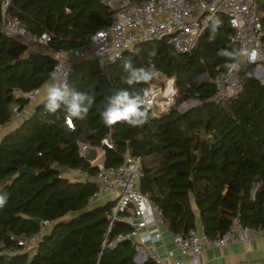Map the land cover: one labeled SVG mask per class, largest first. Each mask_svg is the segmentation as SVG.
I'll return each instance as SVG.
<instances>
[{
    "label": "trees",
    "instance_id": "obj_1",
    "mask_svg": "<svg viewBox=\"0 0 264 264\" xmlns=\"http://www.w3.org/2000/svg\"><path fill=\"white\" fill-rule=\"evenodd\" d=\"M256 1L264 29V0ZM8 16L35 35L47 33L49 50H70L109 24L113 12L98 0H10ZM231 31L227 18L221 16L219 25L208 26L187 53L177 52L165 40H153L126 51L106 70L94 59H80L67 83L93 96L94 103L83 120L73 119L74 129L68 126L63 109L49 114L44 100L30 117L0 137V197H5L0 207V264H139L129 239L117 241L100 255L109 227L106 213L114 202L88 208L98 185L60 176L58 168L96 175L99 166L79 154L77 141L98 147L108 133L113 148L105 147V166L120 165L128 147L142 157L139 188L160 209L171 233L196 228L193 202L211 238L224 234L237 215L245 225L264 228V85L248 68L243 69L237 96L219 103L210 100L214 80L225 76L226 64L233 62L218 53L238 50L229 43ZM127 59L134 67L154 66L155 72L174 78L175 101L158 116L142 107L147 112L142 125L108 126L101 117L104 98L97 88L102 73L111 77L117 91L127 89L141 96L154 81L126 84L123 62ZM54 64L49 54L30 50L5 35L0 25V126L10 119L15 106L27 103L16 99L14 90L30 91L45 84ZM204 74L208 80L200 81ZM192 100L194 106L178 109ZM22 167L35 173L18 174ZM44 221L52 222L51 230L33 250H24L19 240L39 234ZM130 230V225L117 220L109 240ZM141 264L153 262L148 259Z\"/></svg>",
    "mask_w": 264,
    "mask_h": 264
},
{
    "label": "built area",
    "instance_id": "obj_2",
    "mask_svg": "<svg viewBox=\"0 0 264 264\" xmlns=\"http://www.w3.org/2000/svg\"><path fill=\"white\" fill-rule=\"evenodd\" d=\"M98 1L113 12L111 22L97 30L86 42L70 50H49L48 44L51 38L47 33L35 35L21 21L8 16L10 0H3L1 4V28L5 35L28 46L45 47L47 54L55 59L49 80H53L54 74H60L62 77L63 73L67 72L68 82L76 61L94 59L101 69L106 70L126 51L133 50L142 42L165 40L177 52H190L195 48L203 31L210 25L218 26L221 16H225L232 30L228 36L229 43L236 44L237 51L241 53L253 51L256 53L255 61H249L247 56L241 57L240 70L248 68L251 75L264 85V29L256 0ZM240 70L238 72L228 70L225 76L214 80L215 92L210 98L212 102L219 103L238 95L241 90ZM102 74L111 79L107 73ZM153 78L154 81L142 95V107L153 116H158L167 112L174 104L177 90L174 78H168L159 72H154ZM45 84L30 91L15 89L14 97L22 98L27 103L22 108L15 106L10 119L4 125H8L14 119L30 117L33 113L30 106L39 97ZM4 125L0 126V131ZM77 145L81 156L86 157L90 150H95L97 157L93 160L97 161L101 158L96 162L99 166L96 175L74 169V173L84 181H92L98 185V190L91 197L89 204L94 207L97 204L114 202L106 213L109 227L104 235L100 255L103 249L112 248L117 241L129 239L137 250L136 257L140 255L142 262L149 259L153 264H200V256L208 243L223 247L234 242L246 243L252 239L256 231L264 234V228L243 224L239 215L233 219L225 233L216 238L206 235L203 228L172 233L174 246L181 254L188 256V261L173 259L168 262L158 248L162 239L159 226L164 225L162 213L149 196L139 188L143 177L142 157L133 154L128 147L120 165L106 167L103 160L105 147L113 148L110 133L103 138L98 147L82 141H77ZM60 176H63L62 173ZM259 186L261 182L253 189V196ZM117 220L130 225L131 230L109 240V231ZM51 225V221L43 222V228ZM34 242L35 236L19 240V244L26 251L32 249ZM168 256L171 257L172 254L168 252ZM259 264H264V260Z\"/></svg>",
    "mask_w": 264,
    "mask_h": 264
},
{
    "label": "clouds",
    "instance_id": "obj_3",
    "mask_svg": "<svg viewBox=\"0 0 264 264\" xmlns=\"http://www.w3.org/2000/svg\"><path fill=\"white\" fill-rule=\"evenodd\" d=\"M215 31V28H213ZM152 55H155L153 52ZM218 55L233 61L226 64L229 72H238L241 68V57L247 56L249 61H255V51L241 53L239 51L221 50ZM123 70L127 73L125 83L134 85L139 82H149L154 76V66L149 68H137L133 66L131 59L123 62ZM67 72L53 75V83L47 89L45 97V109L49 114H55L63 109L68 125L74 129L73 119L83 120L94 103L93 96L79 92L67 83ZM171 83V82H170ZM171 91V89H169ZM143 98L139 94H133L127 89H121L107 98V104L101 113L104 123L108 126L124 122L129 126L142 125L147 120V112L142 110ZM5 203V197H0V207Z\"/></svg>",
    "mask_w": 264,
    "mask_h": 264
},
{
    "label": "crops",
    "instance_id": "obj_4",
    "mask_svg": "<svg viewBox=\"0 0 264 264\" xmlns=\"http://www.w3.org/2000/svg\"><path fill=\"white\" fill-rule=\"evenodd\" d=\"M30 50L39 52V53H47V49L45 47L36 46V45H29ZM103 75V74H101ZM53 83V80H48L43 87L39 97L31 104V109L34 111L35 107L40 104L42 101L45 100L47 89L49 85ZM25 118L21 119H14L8 125H4L2 130L0 131V137L4 134L14 130L18 127ZM89 152H94L97 157V153L95 150H90ZM88 152V153H89ZM92 158L90 161L91 163H96L97 161L93 160ZM63 175V177L74 180V181H84L79 175L74 173V170L67 169L64 167H58ZM99 204L95 205L98 206ZM101 205V204H100ZM93 207V205H88V208ZM192 207L196 214V228L200 230L202 228L201 220L199 211L195 205L192 203ZM75 214L67 215L69 218L74 216ZM51 226L42 228L41 232L35 236V242L31 250L34 249L37 242H39L42 236L48 233L51 230ZM159 230L162 234V239L158 245L159 252L166 257L167 261L170 262L173 259H179L183 261H188V256L183 255L180 251L174 246L172 242V233L166 228L165 225L159 226ZM168 252L172 254L171 257H167ZM137 256V254H136ZM135 256V257H136ZM137 263L141 264V256L138 255L136 259H134ZM264 260V234L256 231L253 234V237L250 241L246 243H230L223 247L215 246L212 243L206 244L205 250L200 256V264H259L261 261Z\"/></svg>",
    "mask_w": 264,
    "mask_h": 264
},
{
    "label": "water",
    "instance_id": "obj_5",
    "mask_svg": "<svg viewBox=\"0 0 264 264\" xmlns=\"http://www.w3.org/2000/svg\"><path fill=\"white\" fill-rule=\"evenodd\" d=\"M0 25H1V17H0ZM202 78H208V77L206 74H204L199 79H202ZM97 88L101 91V96L104 98L103 106H105V107L107 104V98L114 95L115 92H118L115 88L112 87L111 81H110L109 77L106 75H100L98 77ZM193 102H195V101H193ZM24 173L34 174L35 171L30 169L29 167H22L18 170V174H24ZM104 218L107 219L106 216ZM36 222L40 223L41 221H40V219H36ZM110 250H111V248L103 249L102 255L105 253H108ZM135 259H136V257H135Z\"/></svg>",
    "mask_w": 264,
    "mask_h": 264
},
{
    "label": "rangeland",
    "instance_id": "obj_6",
    "mask_svg": "<svg viewBox=\"0 0 264 264\" xmlns=\"http://www.w3.org/2000/svg\"><path fill=\"white\" fill-rule=\"evenodd\" d=\"M250 73H251V71H250ZM205 80H208V78H202V79H200V81H205ZM193 101L194 100L182 104L178 109L180 111H185L187 108L192 107V106H194L196 104V102H193ZM94 156H96V154H94V152H89L86 155V158L89 159V160H91L92 158H94ZM100 160H101V158L97 159V162H99ZM65 218H68V216H66Z\"/></svg>",
    "mask_w": 264,
    "mask_h": 264
}]
</instances>
